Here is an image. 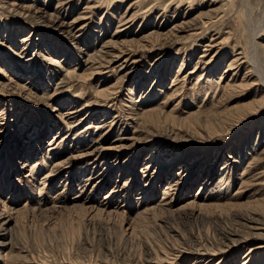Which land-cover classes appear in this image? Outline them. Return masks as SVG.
Instances as JSON below:
<instances>
[{
	"label": "rangeland",
	"instance_id": "374dc122",
	"mask_svg": "<svg viewBox=\"0 0 264 264\" xmlns=\"http://www.w3.org/2000/svg\"><path fill=\"white\" fill-rule=\"evenodd\" d=\"M67 1L0 0V264H264V0Z\"/></svg>",
	"mask_w": 264,
	"mask_h": 264
},
{
	"label": "bare ground",
	"instance_id": "6f19581e",
	"mask_svg": "<svg viewBox=\"0 0 264 264\" xmlns=\"http://www.w3.org/2000/svg\"><path fill=\"white\" fill-rule=\"evenodd\" d=\"M7 1V0H6ZM68 2L67 0H58V4H57V8H59V10H62V9H66L67 11V8L66 6H68ZM92 2V0H91ZM12 5V4H11ZM12 6L16 7V9L20 10L21 12H18V13H21V14H32L34 13L35 15H39V17H43L44 14H47V12L43 11L45 10L44 8L40 7L38 8L37 10H35L33 12V8L31 7H28L26 5H21V4H18V5H15L13 4ZM87 6V5H86ZM94 4H91V5H88V7H86V10H85V13L83 16H80L77 17L78 19L76 20H73V21H69V20H66L64 17H62V14L60 11H57L55 12L53 15H51V21L54 22L55 24L58 23V27L61 29V31L64 33H67L69 35L70 38L72 39H79L81 38V32L80 30L83 28V25H86V22L84 20H86L84 17H86V15L91 12L92 9H94ZM17 10V11H18ZM17 13V14H18ZM57 15V16H55ZM132 15V14H131ZM130 14H124V16H122L120 18V21L118 22V27L115 29L114 33L112 34L113 36H111L110 39H108V41H104L101 45H100V48L98 50L95 51V56L97 57V61H99L100 65L103 64V68L104 67H110V65L114 64L115 61H118L120 60L121 58H125L123 59L122 61H120L117 65H115L114 67L112 66V70H113V73H117L121 70V68L123 66H126L128 64V58H129V55H131V52H128L127 49H125V46L124 45H127L126 47H129V43H125L124 42V45L121 46L120 42L118 41V39L126 32L127 28H128V24L133 21L134 17H132ZM33 16V14H32ZM61 21H58L59 19H61ZM77 22L80 23L81 25H77ZM85 22V23H83ZM83 23V24H82ZM186 23V22H185ZM185 23L182 22L180 24H176L173 29L177 32H180V29H183V27L185 26ZM160 30V29H159ZM154 35H158V36H162L159 32H156V33H153ZM170 34V33H169ZM126 35V34H125ZM152 36V34H151ZM147 38V37H146ZM150 38V36H149ZM146 41V40H145ZM148 41V40H147ZM119 42V43H118ZM121 46V47H119ZM130 49V48H129ZM262 53V52H261ZM90 57V56H89ZM95 59V58H94ZM90 60V58H89ZM92 61V60H91ZM94 63V61H92ZM92 62H88L90 63V65H92L91 63ZM95 65V64H94ZM97 64V66H100ZM95 67V66H94ZM102 67V66H101ZM93 68V66H92ZM94 69V68H93ZM97 69V67H96ZM73 71V70H72ZM100 71V70H99ZM68 73V72H67ZM74 74V73H72ZM71 74L68 73V76H70ZM75 75V74H74ZM67 76V75H66ZM123 78L120 77V79ZM65 81V77L61 79L60 81V85H64V81ZM202 80V79H201ZM59 84L57 85V88L55 89V92H58L60 91L61 87H59ZM208 84V82L205 83V85ZM204 85V84H203ZM207 86V85H206ZM217 89L220 86V83L217 84ZM228 85H226L227 87ZM212 85H210L206 91L208 93V91L211 89ZM225 87V88H226ZM206 88V87H205ZM224 89V88H223ZM108 90V89H107ZM105 91V89H104ZM103 90H101V92H104ZM100 93V91H98V94ZM105 94V93H103ZM210 108V107H209ZM162 109V108H161ZM160 109V110H161ZM159 109L157 108L156 111H158ZM213 110V109H211ZM155 111V110H154ZM215 111V110H214ZM151 112V111H150ZM72 114V113H71ZM74 114V113H73ZM137 114H139V112H137ZM70 115L68 116H65V117H69ZM144 117V116H143ZM142 119V118H141ZM71 127V126H70ZM72 128V127H71ZM254 157V156H253ZM252 157V158H253ZM253 159L250 160V163L248 166H251L253 164ZM62 165V164H61ZM57 169V166H54L51 170V172L55 171ZM244 172H246V170H244ZM245 174V173H244ZM244 176V175H243ZM244 178V177H243ZM164 208V207H163ZM152 210V209H150ZM149 209H147L145 207V209L143 211H141L139 214H138V218H141V217H144L146 214L150 213ZM257 218V217H256ZM258 219V218H257ZM254 221V220H253ZM256 222V221H255ZM259 225H254L252 228L254 230H257V228ZM2 228H4L5 230L8 229V222H5L3 225H2ZM263 228V227H262ZM256 236H259L258 234H256ZM260 237V236H259ZM227 239L231 240V236H227ZM1 242V241H0ZM4 244L3 242L0 243V245Z\"/></svg>",
	"mask_w": 264,
	"mask_h": 264
}]
</instances>
